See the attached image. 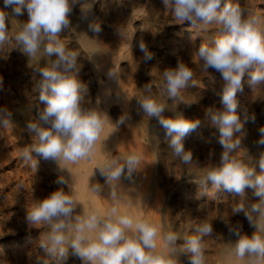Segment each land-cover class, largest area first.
<instances>
[{"label": "clouds", "instance_id": "clouds-1", "mask_svg": "<svg viewBox=\"0 0 264 264\" xmlns=\"http://www.w3.org/2000/svg\"><path fill=\"white\" fill-rule=\"evenodd\" d=\"M175 24L188 23V31H207L215 26L218 36L211 42H202L193 55L204 72L214 70L223 81L219 93L221 108L209 107L205 110L204 121L218 130V143L222 152L218 163L208 168L206 175L197 183L204 191L199 196L209 194V190L224 191L239 199L231 208V215L243 214L249 225L255 229L251 236L241 233V226L229 225V233L236 237L232 256L238 260L257 258L264 262V151L258 158L250 156L248 161L237 158L242 139L246 136L244 124L248 115L241 119L238 111V93L244 84L252 89L264 85V18L248 16L239 4L232 0H162ZM80 5L81 19L87 21L92 5L88 0H4L0 8V51L5 45H13L35 65L38 73L34 91L42 108L26 124L32 143L25 147L22 160L37 169L39 160L55 161L61 168L62 162H77L89 158L96 142L110 120L106 113L88 110L82 106L88 97V86L78 79L79 53L68 50L62 42L61 33L70 28V15L75 6ZM11 9L15 17L27 13V20L18 22V31L9 35ZM89 29L99 33V23H90ZM199 37V36H197ZM145 60L152 58L145 44H140ZM45 66H39L40 61ZM110 79L116 74L109 70ZM164 89L168 100L175 103L181 99V90L189 86L193 71L187 64L178 62L174 68L162 71ZM213 81L215 78L213 77ZM3 78L0 77V90ZM148 95L138 99L140 108L148 118H155L164 129L172 154L184 164H192V153L185 150L184 139L201 125V120H187L181 113L165 116L170 111L166 103L160 102L150 93V84L143 87ZM12 111L0 106V127L12 123ZM129 119L124 114L117 120L119 127ZM251 119L254 121L255 117ZM258 145L264 146V127L259 129ZM248 153V152H247ZM35 154V155H33ZM210 153V157H211ZM140 158L130 154L121 163L119 158L107 160L100 168V174L107 185L121 181L122 176L132 181L137 172ZM58 183L67 184L61 177ZM196 183V182H195ZM211 184V188L208 185ZM246 190L252 191L249 199ZM95 192L102 186L96 184ZM116 199V193H112ZM78 202L69 192L58 189L27 208L26 222L36 228H46L41 233L38 246L44 253L37 257L35 264H64L71 254L82 264H179L172 258L176 249L190 256V264H205L203 238L213 234L212 223L201 222L194 227L193 234L183 238V244L176 233H167L164 242L170 253H157V228L147 221H137L119 213L116 207L106 215L95 212L77 214Z\"/></svg>", "mask_w": 264, "mask_h": 264}, {"label": "rangeland", "instance_id": "rangeland-1", "mask_svg": "<svg viewBox=\"0 0 264 264\" xmlns=\"http://www.w3.org/2000/svg\"><path fill=\"white\" fill-rule=\"evenodd\" d=\"M88 2L92 5L89 19L84 22L80 5L75 6L69 17L70 28L60 34L61 39L68 50L79 53L78 79L89 89L86 102L84 100L82 105L94 104L99 91L98 82L107 80L109 70L115 72L118 88L110 91L113 97L109 103L110 119L116 125L121 115L129 117L125 124L116 127L119 136L129 138L134 150L129 148L133 151L137 149L144 162L145 179L141 181L134 173L135 184L149 195L155 190L160 195L159 234L164 238L169 232L176 233L181 237L177 241L179 246L183 244L184 237L193 234L195 226L201 222L212 223L213 234L202 241L205 264L261 262L256 258L241 261L231 254L236 237L229 233V225L239 224L241 233L248 236L255 231L242 213L231 215V208L239 198L224 191L215 193V190L198 197L204 189H200L197 183L209 167L218 163L222 152L218 143L219 132L204 121V114L209 107H222L219 93L223 81L214 70L202 71L193 52L203 41L211 42L217 38V29L209 26L207 31L193 29L189 32L187 22L175 24L171 13L164 9L162 0ZM232 3L239 4L248 16L264 18V0H232ZM3 7L4 0H0V8ZM6 11L12 18L9 24L11 36L18 31L17 21H26L28 17L26 12L15 17L11 9ZM90 23H99L102 30L99 33L91 31ZM141 43L151 53L150 60H145ZM12 46L5 45L0 51V77L3 78L0 106H6L13 113L12 123L6 128L0 127V264H35L37 257L44 255L38 243L41 233L47 229L27 224V208L58 189L70 191L67 184L58 183L59 178L64 177L55 161L37 157L39 164L35 170L22 160L25 147L32 143L26 124L35 118L37 109L42 105L38 102V93L34 91L39 80L38 73L34 71L36 66H29L28 58ZM178 62L187 64L193 71V77L189 86L181 90V99L173 103L163 91L162 71L176 67ZM146 84L151 85L150 95L167 104L170 111H166L165 116L178 112L187 120H201L200 127L184 139L185 150L192 153V164L186 165L172 154L164 129L155 118L145 116L140 108L138 99L149 94L143 89ZM238 100V111L244 110L241 111V119L245 114L249 119L244 124L246 136L241 141V146L247 151H239L237 158L248 161L250 156L258 158L264 151V146L257 144L259 129L264 127V85L251 89L245 81ZM101 105H104L103 101ZM113 154L117 156L118 151L115 149ZM208 187L211 188V184ZM246 194L249 199H254L251 190H246ZM165 209L168 212V227L164 223ZM162 244L169 254V247L164 241ZM70 252L71 249L64 264H82ZM175 256L179 264H190L189 254L180 253L178 248Z\"/></svg>", "mask_w": 264, "mask_h": 264}, {"label": "bare ground", "instance_id": "bare-ground-1", "mask_svg": "<svg viewBox=\"0 0 264 264\" xmlns=\"http://www.w3.org/2000/svg\"><path fill=\"white\" fill-rule=\"evenodd\" d=\"M84 29L86 30V28ZM45 63L46 61L44 59L40 61V65L42 67L45 66ZM111 71L114 72L113 70ZM98 83H99V91H97L98 93L97 100L94 99L96 102L94 104L91 102L89 105L83 104L82 106L88 110H96L101 114L106 113L110 118L109 103L113 100L110 91L114 88H118L117 76L116 79L113 80L110 79L107 75V80L104 79V81L101 80V82ZM101 101H103L104 105H101ZM120 136L116 125L111 122V119L107 120L105 122L104 129L100 134V138L96 142L94 146V150L89 158L81 159L77 162H62L61 168L56 163L58 166L56 167L58 168L60 174L64 177V180L67 182L68 191H70L73 198L78 202V207H77L78 215H83L84 213L87 212H95L98 215L104 216L106 215L108 210H110V208L116 207L119 213L122 215H128L134 220L147 221L152 225H154L158 229V236L156 240L157 243L156 252L168 255L165 247L162 244V241L164 240L162 236L159 234L160 224L157 217L160 210V195L157 192H155L156 190L153 192V194H151L152 195L151 196L145 193L139 187H137L134 179H132V181H129L125 179L123 176L121 178L120 183L114 182L112 185H107L104 177H102L100 174L99 168L107 160L114 158L116 156V155L114 156L113 154V151L115 149L118 151V155L115 158H119L121 163H123L124 158H126L130 154H136L139 158L141 157V154L137 153L138 152L136 151L137 149L133 151L134 150L133 145L131 144L129 138L126 137L125 139V138H121ZM129 147H132L133 150ZM142 167L144 168V162L140 158V164L137 167V172H135L136 173L135 177L140 178L141 181L145 179V174H144L145 169L143 170ZM147 169L148 168H146V170ZM61 175L59 177H61ZM96 184H100L102 186V191L99 193L93 191V188L95 187ZM113 192L116 193L115 200L112 198ZM164 214H165L164 223L168 227L169 218L166 209L164 210ZM176 257L177 256H175L174 254L173 258L176 259ZM255 264H264V262L261 261Z\"/></svg>", "mask_w": 264, "mask_h": 264}]
</instances>
